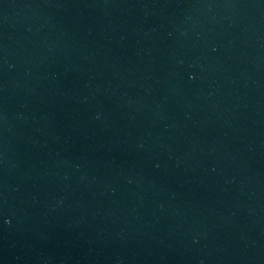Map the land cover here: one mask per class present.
Segmentation results:
<instances>
[{"label": "water", "instance_id": "95a60500", "mask_svg": "<svg viewBox=\"0 0 264 264\" xmlns=\"http://www.w3.org/2000/svg\"><path fill=\"white\" fill-rule=\"evenodd\" d=\"M0 264H264V0H0Z\"/></svg>", "mask_w": 264, "mask_h": 264}]
</instances>
